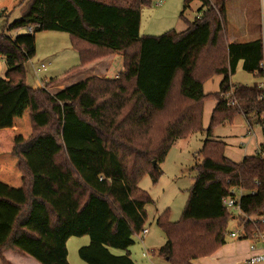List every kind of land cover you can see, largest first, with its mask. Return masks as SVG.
<instances>
[{
    "label": "trees",
    "instance_id": "trees-1",
    "mask_svg": "<svg viewBox=\"0 0 264 264\" xmlns=\"http://www.w3.org/2000/svg\"><path fill=\"white\" fill-rule=\"evenodd\" d=\"M86 1L130 11L152 4L20 0V17L0 31V59L6 63L0 102L13 98L9 107L0 103V127L11 126V117L28 108L32 128L11 151L18 159L21 186L0 180L2 264H11L4 256L7 249L40 264H71L67 241L81 236L89 237L78 249L87 264H136L130 247L145 228L146 205L152 202L139 183L145 175L158 182L160 163L173 143L203 131L209 99L217 104L200 150L202 160L194 166V182L179 219H170L169 208L159 213L156 224L167 239L152 254L168 264H194L226 243L231 221L244 225L238 233L241 239L263 231L258 218L264 212V142L257 153L235 162L225 155V143L213 137L217 126L238 115L264 130L262 88L230 81L238 69L262 77V37L230 42L227 0H199L202 14L187 22L185 30L142 34L136 40L116 25L93 24L89 18L96 17L97 10L83 8L81 2ZM192 1L184 0V10ZM4 12L0 14L6 17ZM42 31L68 34L79 57V65L71 70L118 51L125 68L134 63L136 70L113 79L90 76L54 93L48 87L61 78L34 88L28 84L26 64L36 54V35ZM214 75H224L220 89L205 93L203 85ZM230 90L237 99L234 106L227 105ZM19 105L22 110H17ZM231 189L243 192L242 213L235 217L223 205Z\"/></svg>",
    "mask_w": 264,
    "mask_h": 264
},
{
    "label": "crops",
    "instance_id": "crops-1",
    "mask_svg": "<svg viewBox=\"0 0 264 264\" xmlns=\"http://www.w3.org/2000/svg\"><path fill=\"white\" fill-rule=\"evenodd\" d=\"M199 3L200 5L197 7V14L193 20L199 17L202 12L199 11L201 7V2L199 0H193L192 2ZM215 1V0H211ZM191 2V3H192ZM82 7L86 6V8L95 7L96 8V17L89 18L93 24H109L116 25V27L121 31L122 34L129 37V39L136 40L139 35L148 34L144 33L142 30V22H143V11H130V10H121L117 8H109L106 6H101L99 4L93 2H81ZM191 3L187 8H191ZM263 6L264 0H227L225 4L226 15H227V29L230 42H243V41H252L261 37V34L264 32L263 25ZM186 8V9H187ZM1 10H9V8L4 7ZM0 10V11H1ZM0 17L2 15L0 14ZM191 20V22L193 21ZM189 19H186V23L189 22ZM66 33V32H65ZM69 39V38H68ZM118 51L116 54L100 59L96 62L90 63L84 67L76 69L73 82L70 84L76 83L80 80H83L90 76H100L107 79L117 78L120 73H124L125 75H131L135 70L136 66L131 64L130 68H125L123 56ZM113 65H116V67ZM240 70V69H238ZM238 72V71H237ZM236 72V73H237ZM230 77V81L233 84H247L252 85L254 83H261L262 77L257 76L255 73H250L254 79L252 82L248 83L247 81L241 79H234V76ZM73 74V72L71 73ZM224 79V75H214L211 79L206 81L203 85V90L205 93L217 92L220 89V83ZM47 80H44V83ZM43 82V80H42ZM41 83V82H40ZM69 84V85H70ZM40 84H33L32 87H42ZM64 88V87H61ZM60 89V88H59ZM217 104L216 99H209L204 103L203 109V130L206 128L212 116V112ZM21 120L20 118H16L14 122H12L11 126H6L5 129H0V139H2V133L7 134V139L9 142L5 143L4 140L0 141V144L8 147V153H5V157L0 159V180L12 185L14 187H19L22 184V174L18 167V159L11 155L12 148L15 142L19 139H25L28 137L29 127L21 128ZM28 122V121H27ZM20 123V124H19ZM29 130V131H28ZM5 131V132H4ZM25 134V138L19 133ZM198 132L192 133L189 137L184 139H177L171 149L169 150L167 156L170 154V151L179 142V149L183 150L184 148H188L193 143H196ZM197 139H195V138ZM207 137V135H206ZM205 134H201V150L204 140L206 139ZM213 137L219 140H222L225 143V155L235 161L240 162L244 159L246 155H253L257 153L261 144L264 142V130L260 124H254L250 126L246 121L243 115H238L234 118L232 122H225L222 125L217 126L213 130ZM203 138V139H202ZM2 142V143H1ZM188 152H190L188 150ZM166 156V158H167ZM198 163L201 162L202 157L197 155ZM165 160L160 163V168L163 174V164ZM180 160H178L179 162ZM197 163V164H198ZM187 164V163H186ZM180 167L184 166L182 161L177 163ZM188 167V166H187ZM183 171V168L180 169ZM189 172V167L185 168V172ZM179 176L176 175V178ZM194 182V178L192 179ZM192 182V184H193ZM191 184V185H192ZM140 185V183H139ZM191 187V186H190ZM189 187V188H190ZM152 198V197H151ZM188 198V197H187ZM154 201L146 205L147 210V221L145 223V228L148 230L145 234L137 235L136 237L139 239V244H141V250L133 253L132 247H136L135 243L130 247V256L134 260L136 264H140L139 260H151V264H164L161 262H153L154 256L152 254V250L160 247L166 242L165 236L160 234L157 230H154L153 225L155 224L157 228H159L156 224V219L161 212L158 208L154 207ZM167 208V207H166ZM160 229V228H159ZM161 230V229H160ZM162 231V230H161ZM163 232V231H162ZM164 233V232H163ZM89 243V242H88ZM250 243L247 238H238L231 236V241L229 243H225L219 250H217L211 256L201 257L193 260L194 264H252L249 263L248 258L256 253L260 252V249H256L252 251L249 247ZM7 252V251H6ZM31 257V256H30ZM153 257V259H151ZM32 259H34L32 257ZM156 260H163L162 258H157ZM36 264H40L38 261ZM254 264H264V261L254 263Z\"/></svg>",
    "mask_w": 264,
    "mask_h": 264
},
{
    "label": "rangeland",
    "instance_id": "rangeland-1",
    "mask_svg": "<svg viewBox=\"0 0 264 264\" xmlns=\"http://www.w3.org/2000/svg\"><path fill=\"white\" fill-rule=\"evenodd\" d=\"M20 0H0V10L4 7L9 8L4 12L5 16L0 17V31L4 28L8 21H13L20 17V8L17 6ZM216 1V0H215ZM199 3L195 1L191 3V8H187L184 10V0H152L151 6H144L142 8L143 11V22H142V30L144 33L152 34V35H160L163 32L169 29H175L177 31H183L187 28L186 19L190 21L194 19L197 14V7ZM184 11V12H183ZM183 12V15H181ZM263 22H264V6H263ZM264 25V23H263ZM14 34L15 32H11ZM261 37L264 39V32L261 34ZM45 63L48 65L47 70H41L40 64ZM79 65V57L77 52L72 48L68 34L65 32H55V31H42L37 33L36 35V54L35 56L29 60L26 64L27 69V81L29 85L40 84L47 85L51 78H61L58 83L53 86L48 87L51 92H56L61 87L68 86L71 82H73L75 75L74 71L71 70ZM116 65H113V67ZM71 70V71H70ZM70 71L68 74H66ZM6 72V63L3 58L0 59V77H4ZM73 72V74H71ZM258 78V77H257ZM252 74L249 72H245L242 69L238 70L234 79H241L247 81L248 83L252 82L254 79ZM43 80V82H42ZM44 80H47L44 83ZM41 82V83H40ZM14 97V96H13ZM16 97V95H15ZM11 98L3 99V102H0L3 107L11 106ZM17 110H22V106L19 105L16 107ZM12 122L16 118H20L19 120L22 124L20 130L23 128L29 127L28 136L31 133V122L29 117V109L26 108L21 113L17 115H13L11 117ZM3 119L0 118V121ZM28 121V122H27ZM20 124V123H19ZM209 125L204 128L203 131L198 132L195 137H199L196 143H193L188 148H184L183 150L179 149V142L174 145L170 154L167 156L166 161L163 164V174L159 178L158 182L153 183L151 177L149 175H145L141 181L140 186L143 189H146L151 195L154 201V207L158 208L160 211L169 208L170 209V219L172 221H176L179 219L184 205L186 203L189 187L193 182V178L195 177L196 171L194 166L198 163L197 155L200 156V147L202 141L201 134L207 135V129ZM0 129H5V126L0 127ZM5 132V131H4ZM21 131H19L20 133ZM22 137L25 138V134L20 133ZM2 139L5 143L9 142L7 139V134L2 133ZM203 139V138H202ZM2 143V142H1ZM4 144V143H2ZM0 144V159L5 157V153H8V147ZM188 150L190 152H188ZM5 152V153H4ZM178 160L182 161L184 166L180 167L177 165ZM187 163V164H186ZM189 167V172H185V168ZM183 168L181 172L180 169ZM176 175L179 177L176 178ZM154 230H157L160 234L164 233L153 225ZM229 231H240V226H238V219L234 222L231 221L229 224ZM165 236V235H164ZM166 238V236H165ZM136 247H132L133 253L141 250V244H139V239L135 237ZM231 241L230 234L226 237V242L229 243ZM89 242L88 236L81 237H71L67 241L68 248V260L71 264H87L83 261L78 254V249ZM7 251V252H6ZM120 253L121 251H115ZM4 256L11 264H36V260L32 259V257L28 255H22L18 252L12 250H5ZM158 257H154L153 262H161L164 264H168L165 260H156ZM153 259V257L151 258ZM140 264H151V260H139ZM0 264L2 262L0 261Z\"/></svg>",
    "mask_w": 264,
    "mask_h": 264
},
{
    "label": "built area",
    "instance_id": "built-area-1",
    "mask_svg": "<svg viewBox=\"0 0 264 264\" xmlns=\"http://www.w3.org/2000/svg\"><path fill=\"white\" fill-rule=\"evenodd\" d=\"M31 30V28H29ZM263 40V47H264V39ZM261 67L263 69V75H262V82L259 83V87L262 88L263 92L260 95V99L264 100V58L261 62ZM48 65L45 63L40 64L41 70H47ZM227 98V105L234 106L237 104V99L234 98L232 90L228 91L226 94ZM264 118V114H263ZM262 156H264V149L260 150ZM242 190L241 189H231L230 194L223 198V205L225 208L230 211L231 213L238 216L241 214V196H242ZM248 219V218H247ZM249 220H251L249 218ZM258 220L261 222H264V212L259 216ZM148 230L146 228L143 229L140 235L145 234ZM244 231V225L240 226V231H232L230 232V236L237 237L238 233ZM248 239V238H247ZM249 240V247L252 251L256 250L257 248L260 249L259 253L253 254L248 258L249 263H258L261 261H264V230H257L252 234V237L248 239Z\"/></svg>",
    "mask_w": 264,
    "mask_h": 264
}]
</instances>
